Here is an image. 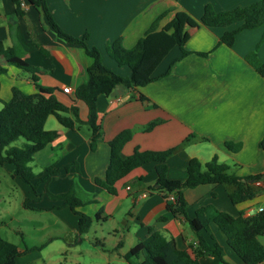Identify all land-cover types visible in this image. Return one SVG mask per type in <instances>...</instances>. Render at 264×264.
Here are the masks:
<instances>
[{
  "label": "crops",
  "instance_id": "obj_1",
  "mask_svg": "<svg viewBox=\"0 0 264 264\" xmlns=\"http://www.w3.org/2000/svg\"><path fill=\"white\" fill-rule=\"evenodd\" d=\"M45 1L67 33L81 37L88 32L89 45L96 46L104 63L122 76L129 77L131 71L110 58L107 46L121 40L125 48H132L167 10L170 12L162 19L161 26L171 21L177 11L189 15L191 22L185 27L189 39L185 48L191 53L181 58L170 74L143 87L120 86L108 96H99L97 112L103 139L95 149L91 148L92 130H82L86 125L70 129L54 115L47 119L45 128L57 131L59 136L38 152L32 162L40 166L37 174H49L46 168L50 166L55 171L38 185L39 195L28 184L22 186L27 200L23 204L32 211L35 234L27 238L24 230L18 231L22 245H18L21 255L17 263L130 264L124 255L151 233L160 232L192 254L202 237L207 248L214 249L216 244L223 248L227 263L245 264L216 224L197 234L186 218L168 210L167 199L161 193L149 189L157 181L155 163L139 167L119 180L114 194L99 186L96 179L105 178L110 164L109 142L125 129L133 131L122 150L125 156L132 155L136 149L177 148L167 162L170 179L184 180L190 159L198 158L206 163L215 156L229 166L230 173L239 177L264 173V149L260 146L264 139V77L246 59L261 42L264 26L240 31L230 47L220 40L226 31L238 28L240 22L227 28L209 27L201 22L207 4H212L216 12H226L248 6L255 0ZM0 44L17 50L42 72L36 82L30 73L7 65L0 57V65L8 70L0 77V96L5 101L12 98L13 86L26 93L36 92L37 84L60 90L71 87L75 94L87 80V69L93 62L82 45L59 38L42 8L28 0H0ZM257 53L264 62V42ZM181 54L180 48L175 47L156 74L164 73ZM74 94H64L67 96L64 100L70 106H78L81 118L86 119L87 108ZM156 120L160 123L147 131V126ZM187 138L190 140L185 142ZM226 142L241 144V148L232 151ZM1 168L16 177L18 183H25L15 174L13 165L5 164ZM74 183L83 200L95 199L80 208L94 219L90 231L82 236L79 216L62 200H52L45 192L47 188L53 194L64 193ZM231 189L214 184L186 189L188 217L194 218L197 210L208 205L234 216L240 213L251 216L264 209V188L254 198L238 204L232 203L229 197ZM146 190L150 191L149 195L141 197ZM98 213L100 220L96 219ZM44 214L48 215L47 221L43 219ZM95 241L99 243L96 245ZM200 262L224 264L215 255L201 256Z\"/></svg>",
  "mask_w": 264,
  "mask_h": 264
},
{
  "label": "trees",
  "instance_id": "obj_2",
  "mask_svg": "<svg viewBox=\"0 0 264 264\" xmlns=\"http://www.w3.org/2000/svg\"><path fill=\"white\" fill-rule=\"evenodd\" d=\"M37 8H42L48 22L55 34L68 42L82 45L88 55L93 59L87 69V80L75 91L74 96L82 102L88 111L87 118L82 119L80 109L76 105L70 106L64 98L68 93L53 87L37 84V91L26 93L17 86L12 87V98L5 101L0 96L3 107L0 108V168L5 164L15 167V174L28 184L37 194V187L48 179V175L55 171L54 166L46 168L47 175L34 172L31 162L35 155L50 145L58 138V132L47 130V119L54 115L66 128L75 129L88 125L92 130L91 148L95 149L98 142L103 139L102 126L97 112V101L101 95H110L120 86L127 88H140L161 77L171 73L174 65L191 52L186 50L185 44L189 39L186 33V24L191 22L185 11H177L173 19L161 26L162 19L169 13L160 14L145 34L132 48H125L121 40H116L107 46V52L120 67H128L131 75L122 76L108 67L100 50L89 45L90 34L85 32L81 37L67 33L54 19L45 0H28ZM201 22L209 27H230L235 23L241 25L228 30L221 38V43L232 47L236 36L243 30H254L264 26V0H255L252 4L237 7L226 12H216L212 4H207ZM264 42V35L257 49L250 53L246 59L248 63L264 77V62L258 58V49ZM179 47L182 54L175 59L167 70L158 75L156 70L175 48ZM200 55H208L198 52ZM0 57L7 65H12L20 70L30 73L37 82L38 75L42 74L38 67L27 62L23 55L13 48H4L0 44ZM7 68L0 65V77L7 74ZM1 92V80H0ZM64 94L67 96L65 97ZM144 99V97H141ZM159 120L151 122L146 130L151 131ZM133 131L125 129L109 142L111 147L110 164L104 179H96V183L104 187L109 193H116V183L130 174L133 170L148 163H155L157 181L149 189L161 193L167 199V208L175 216L188 220L192 229L199 234L202 230H209L210 224H216L227 238V243L232 250L244 261L245 264H264V244L260 237L264 236V209L254 215L245 216L240 213L234 216L228 212L220 211L215 206L208 205L197 210L194 218L188 217V202L184 191L200 185L214 184L231 187L229 197L234 204L252 199L264 188L257 186L258 180L264 182V173L239 177L229 172V166L219 162L217 156L210 161L202 163L198 158H192L187 164V177L184 180H174L168 177V159L177 149L171 148L164 151H142L136 149L130 156L122 153L124 145L131 140ZM193 137V136H192ZM23 138L21 146L13 145ZM206 139V138H201ZM190 139L187 138L185 142ZM264 149V139L260 142ZM226 147L238 151L241 144L226 142ZM46 194L52 200H62L65 206L79 216L80 236L90 231L94 219L81 212L80 208L94 202L95 199L85 201L78 194L75 183L64 193L53 194L45 188ZM175 196V201L170 196ZM96 219L100 220L98 213ZM200 244L194 249V254L180 249L176 241L167 238L160 232L151 235L136 246L131 248L124 257L130 264H201L200 258L204 255H215L222 259L224 264H229L223 259V248L216 244L214 249L207 248L200 237ZM99 242H94L98 244ZM21 255L20 247L0 235V264H18L17 258Z\"/></svg>",
  "mask_w": 264,
  "mask_h": 264
},
{
  "label": "rangeland",
  "instance_id": "obj_3",
  "mask_svg": "<svg viewBox=\"0 0 264 264\" xmlns=\"http://www.w3.org/2000/svg\"><path fill=\"white\" fill-rule=\"evenodd\" d=\"M166 12H170V10ZM169 60L170 58L166 59L165 63ZM1 107L2 104L0 103V108ZM52 118L51 120L54 121V117ZM47 126H51L50 122ZM82 130H90V128L86 125ZM24 142L25 140L20 138L18 141L14 142L13 145L21 146ZM33 164H35L33 166L34 172L38 173L40 166L36 165L35 162H31V165ZM14 178L16 177H12L11 173L7 172L6 169L0 168V235L12 243L22 245L21 234L18 231L24 230V236L27 238L33 236L35 231L32 224V211L26 209L23 204L26 200V195L22 186H27V184L18 183ZM44 216L43 219L47 221L48 215L46 216V214H44ZM90 235L92 236V233ZM260 239H262L264 243L263 238L261 237Z\"/></svg>",
  "mask_w": 264,
  "mask_h": 264
},
{
  "label": "built area",
  "instance_id": "obj_4",
  "mask_svg": "<svg viewBox=\"0 0 264 264\" xmlns=\"http://www.w3.org/2000/svg\"><path fill=\"white\" fill-rule=\"evenodd\" d=\"M63 92L64 93H68V94H74L73 90L71 87H64L63 89ZM257 186H263L264 185V182L262 180H258L256 183H255ZM127 189H130V187H127ZM150 191L149 190H146L144 192L141 193V197H147L149 195ZM170 200L172 202L175 201V196L174 195H171L170 196Z\"/></svg>",
  "mask_w": 264,
  "mask_h": 264
}]
</instances>
